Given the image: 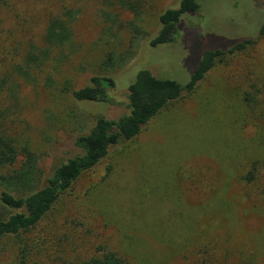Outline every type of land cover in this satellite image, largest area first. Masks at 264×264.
Wrapping results in <instances>:
<instances>
[{
  "label": "rangeland",
  "instance_id": "obj_1",
  "mask_svg": "<svg viewBox=\"0 0 264 264\" xmlns=\"http://www.w3.org/2000/svg\"><path fill=\"white\" fill-rule=\"evenodd\" d=\"M262 2L198 0L197 13L182 15L175 40L153 47L159 14L178 0H144L142 20L132 22L142 33L135 54L109 73L112 104L77 102L64 84L84 86L106 50L127 46L131 12L119 13L118 38L110 43L102 32L111 25L103 15L106 0L0 2V74L38 40L51 14L63 5L79 9L68 62L59 71L44 68L35 85L19 81L14 98L8 89L0 92L10 130L31 147L40 172L78 152L75 138L98 116L127 112V88L139 71L185 84L204 52L256 39L222 58L193 92L167 104L135 138L81 174L21 244L0 239V264H21L24 245L25 264H85L104 248L132 264H264ZM48 73L53 84L46 86Z\"/></svg>",
  "mask_w": 264,
  "mask_h": 264
},
{
  "label": "trees",
  "instance_id": "obj_2",
  "mask_svg": "<svg viewBox=\"0 0 264 264\" xmlns=\"http://www.w3.org/2000/svg\"><path fill=\"white\" fill-rule=\"evenodd\" d=\"M262 1L264 5V0ZM144 5V0H106L103 15L111 25L103 27L102 32L113 40L108 39L110 43L118 38V29H113V25H116L121 11L131 12L132 19L127 27L134 28V32L123 50L111 48L104 52L96 72L90 76L87 84L73 88L70 80H65L64 87L75 101L114 103L109 90L115 87V81L109 73L134 56L135 42L142 33L140 27L136 24L133 26L132 22L135 19L142 20ZM176 6L159 14V30L149 39L151 46L173 42L179 32L182 15L197 13L200 7L198 0H178ZM108 7L117 10L113 14L107 10ZM78 15L79 9L75 5H63L51 14L38 40L26 46L18 63L12 64L7 72L0 74V92L8 89L14 98L19 81L35 85L44 68L51 65V70L55 72L64 62L67 63L76 50L74 24ZM260 33V36L264 33V25ZM255 42L256 39L248 38L242 42L237 41L227 50L204 52L200 63L185 84L172 79L157 78L148 70L139 71L127 88V112L114 119L98 116L93 124L75 138L74 146L78 152L53 165L48 172H40L37 157L31 147L25 142L22 143L19 136L10 130L9 108L0 106V239L15 237L21 244V237L41 222L81 174L94 168L112 148L135 138L142 127L167 104L193 92L207 72L222 58L243 51ZM46 77L50 78L45 85L53 84L51 73ZM244 99L249 102L253 100L247 94ZM199 252L203 253V248ZM27 255V247H20L21 264H25ZM199 262L207 264L204 259ZM85 264L132 263L116 251L104 248L98 249V253L92 255Z\"/></svg>",
  "mask_w": 264,
  "mask_h": 264
}]
</instances>
